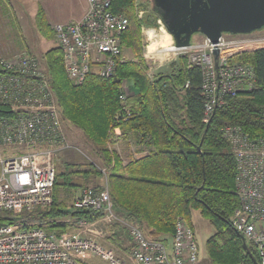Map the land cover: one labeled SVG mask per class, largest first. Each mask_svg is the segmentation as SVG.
I'll list each match as a JSON object with an SVG mask.
<instances>
[{"label":"trees","instance_id":"trees-1","mask_svg":"<svg viewBox=\"0 0 264 264\" xmlns=\"http://www.w3.org/2000/svg\"><path fill=\"white\" fill-rule=\"evenodd\" d=\"M139 6L147 10L142 18L136 16L135 0H112L113 12L128 17L122 45L132 57L118 64L112 77L102 79L92 74L75 86L65 74L61 50L54 46L43 54L61 119L79 129L92 145L107 176L113 211L137 226L149 240L168 245L178 217L193 230L191 217L197 211L214 229L205 242L211 264H259L254 247L246 242L244 249L242 236L230 226L239 199L235 160L222 128L238 126L251 138H264V50L245 51L234 57L254 68L258 89L228 98L208 123H203L202 75L199 68L188 65L186 54L179 55L176 73L148 75L139 32L142 26L157 28L160 16L153 9ZM36 24L44 37L54 38L41 11ZM124 80L134 94L121 102L119 87ZM5 112L0 107V114ZM130 141L144 146L147 154L123 158L111 148L119 142L128 148ZM74 174L84 178L103 176L97 169L57 173L50 207L24 211L13 219L9 218L11 213L4 212L0 225L21 224L64 233L74 229L70 219L89 223L102 219L101 212L67 209L65 201L57 199L59 187H76L69 182ZM60 177H64V183L59 182ZM108 232L107 240L118 247L123 237L128 238L119 224H111Z\"/></svg>","mask_w":264,"mask_h":264},{"label":"built area","instance_id":"built-area-1","mask_svg":"<svg viewBox=\"0 0 264 264\" xmlns=\"http://www.w3.org/2000/svg\"><path fill=\"white\" fill-rule=\"evenodd\" d=\"M128 25L125 14L113 12L112 0H86V11L80 19L54 25V41L62 52L67 79L80 86L92 74L102 79L112 77L123 62L122 36ZM203 40L182 50L188 65L201 71L202 121L208 123L228 98L258 89L254 68L234 57L245 51L264 50V29L248 34L225 33L215 45ZM2 53L0 107L6 112L0 114V214L11 213L9 218L13 219L21 212L52 205L57 163L70 147L45 66L24 51L9 57ZM119 91L121 102L134 94L130 83L121 84ZM222 134L235 160L239 199L230 226L254 247L259 264H264V138H251L232 125H225ZM71 207L101 212L104 222L126 229L131 243L129 259L134 264H204L194 232L183 218L176 219L168 245L149 240L137 226L113 211L107 182L100 189H81ZM71 221L76 230L64 233L21 224L0 225V264H84V258L91 256L109 264H126L95 236L86 234H92L95 222Z\"/></svg>","mask_w":264,"mask_h":264},{"label":"rangeland","instance_id":"rangeland-1","mask_svg":"<svg viewBox=\"0 0 264 264\" xmlns=\"http://www.w3.org/2000/svg\"><path fill=\"white\" fill-rule=\"evenodd\" d=\"M31 1V0H30ZM30 1L29 0H0V51H3L2 55L10 56L17 52H30L40 63L42 62L43 54L56 46L54 38L51 36L44 37L39 33L38 27L32 22L30 18ZM148 10L153 9V0H135V13L138 18H142L147 10H144L141 5ZM32 5V4H31ZM161 21V20H160ZM158 23V22H157ZM38 30V31H37ZM150 30V31H146ZM53 32V31H52ZM141 39V54L143 59L148 65V75L153 77L157 74H174L179 69V55L185 54L183 50L168 51L170 47H174L173 39L166 31L162 21L158 24L157 28H150L142 26L139 32ZM151 35L152 39H149ZM204 37L201 34H194L191 38V44L195 45L203 42ZM154 44L153 53H149L147 47L150 44ZM27 50V51H26ZM121 59L123 62L128 59H132L131 54L126 51L122 45ZM121 62V63H123ZM119 63V64H121ZM117 68V67H116ZM48 74V73H47ZM49 81V76H48ZM129 84L128 80H124L122 84ZM121 89V85L119 90ZM52 90V89H51ZM53 92V91H52ZM55 97V96H54ZM56 100V99H55ZM57 103V101H56ZM58 107V104H57ZM60 114V109L58 107ZM61 116V114H60ZM62 129L65 135L69 149L61 153L59 162L57 163V173L75 172L76 170L88 171L92 169H101V165L96 158L92 145L84 138L82 132L74 127L67 121L61 119ZM115 134H119L118 130H115ZM116 149L118 153L125 158L130 154V145L119 142L115 146L111 147ZM135 153V152H134ZM65 166V168H64ZM64 168V169H63ZM104 170V169H102ZM100 178L89 176L84 178L82 174L70 175L69 182L76 187H68L66 190L61 186L57 190V199L59 201H65V207L68 209L71 207L73 199L77 196L81 189L85 187H94L93 181L100 183L101 186L104 182H107V176L102 173ZM60 183H64V177L59 178ZM108 186V184H107ZM109 190V189H108ZM182 218V217H178ZM184 219V218H183ZM72 219H70L71 221ZM185 220V219H184ZM69 223H72V221ZM186 221V220H185ZM192 227L194 232L195 241L199 249V256L204 264H211L208 260L205 251L206 240L214 233L213 226L206 220L200 217L197 211H193ZM187 223V222H186ZM111 224L104 222L102 219L95 222L91 231H88V236H95L100 244L113 252L115 257L121 261H125L126 264H134L129 259L130 241L128 238L123 237V243L121 247L113 245L107 240L109 235L108 227ZM189 226V225H188ZM74 227V226H73ZM75 227L71 231H75ZM87 232V231H84ZM83 234V233H82ZM246 242V241H245ZM85 264H109L99 257L91 256L84 258Z\"/></svg>","mask_w":264,"mask_h":264},{"label":"water","instance_id":"water-1","mask_svg":"<svg viewBox=\"0 0 264 264\" xmlns=\"http://www.w3.org/2000/svg\"><path fill=\"white\" fill-rule=\"evenodd\" d=\"M153 10L178 50L188 48L194 34L215 45L225 33L248 34L264 29V0H153ZM213 53L217 56L216 48Z\"/></svg>","mask_w":264,"mask_h":264},{"label":"crops","instance_id":"crops-1","mask_svg":"<svg viewBox=\"0 0 264 264\" xmlns=\"http://www.w3.org/2000/svg\"><path fill=\"white\" fill-rule=\"evenodd\" d=\"M30 3L32 4H30V18L35 24V28L37 25L36 18L40 11L43 13L45 21L51 30L56 24H64L80 19L86 11V0H31ZM27 53L32 55L28 51ZM66 139L68 140L67 136ZM143 147L130 141V156L137 158L146 155L147 151ZM93 182L100 185V183Z\"/></svg>","mask_w":264,"mask_h":264},{"label":"bare ground","instance_id":"bare-ground-1","mask_svg":"<svg viewBox=\"0 0 264 264\" xmlns=\"http://www.w3.org/2000/svg\"><path fill=\"white\" fill-rule=\"evenodd\" d=\"M149 39L151 40L152 39V37H151V35H149ZM151 49V51H149ZM147 50H148V52L149 53H153V51H154V44L152 43V44H150L148 47H147ZM168 51H175V50H178L177 48H175V47H170V48H168L167 49ZM194 240H195V237H194ZM196 242V241H195ZM197 244V243H196ZM200 257V256H199ZM202 261V260H201Z\"/></svg>","mask_w":264,"mask_h":264},{"label":"clouds","instance_id":"clouds-1","mask_svg":"<svg viewBox=\"0 0 264 264\" xmlns=\"http://www.w3.org/2000/svg\"><path fill=\"white\" fill-rule=\"evenodd\" d=\"M146 31H150V30H146ZM149 51H151V49Z\"/></svg>","mask_w":264,"mask_h":264}]
</instances>
